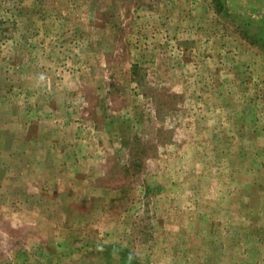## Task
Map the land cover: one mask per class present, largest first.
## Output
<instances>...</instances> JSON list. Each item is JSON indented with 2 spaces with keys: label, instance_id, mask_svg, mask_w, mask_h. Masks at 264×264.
<instances>
[{
  "label": "rangeland",
  "instance_id": "1",
  "mask_svg": "<svg viewBox=\"0 0 264 264\" xmlns=\"http://www.w3.org/2000/svg\"><path fill=\"white\" fill-rule=\"evenodd\" d=\"M0 264H264V0H0Z\"/></svg>",
  "mask_w": 264,
  "mask_h": 264
}]
</instances>
